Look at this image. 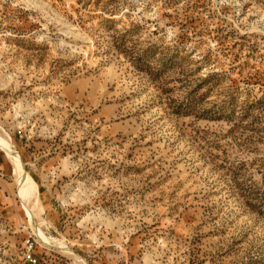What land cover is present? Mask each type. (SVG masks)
Listing matches in <instances>:
<instances>
[{
	"label": "rangeland",
	"instance_id": "374dc122",
	"mask_svg": "<svg viewBox=\"0 0 264 264\" xmlns=\"http://www.w3.org/2000/svg\"><path fill=\"white\" fill-rule=\"evenodd\" d=\"M0 139V264H264V0H0Z\"/></svg>",
	"mask_w": 264,
	"mask_h": 264
},
{
	"label": "bare ground",
	"instance_id": "6f19581e",
	"mask_svg": "<svg viewBox=\"0 0 264 264\" xmlns=\"http://www.w3.org/2000/svg\"><path fill=\"white\" fill-rule=\"evenodd\" d=\"M0 147L4 148L6 155H8V157L14 162V164L17 165L18 176H19V180H20V184H21V196H22L23 200L26 202L27 200L30 199V195L35 190V183L32 181L31 177L25 172V169L23 168V165L20 161L19 154L13 149V147L1 139H0ZM3 148H1V149H3ZM27 211H28V215L30 216L32 224H34L35 223L34 219L31 217V215H33V214L30 212L29 209ZM34 225L37 227L36 228V231H37L38 226L36 225V223ZM69 252H70V250H69Z\"/></svg>",
	"mask_w": 264,
	"mask_h": 264
}]
</instances>
